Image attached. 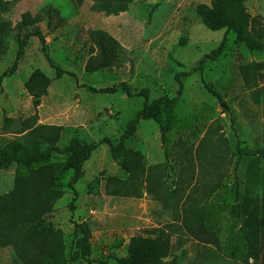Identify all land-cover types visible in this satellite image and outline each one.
<instances>
[{"label": "rangeland", "instance_id": "obj_1", "mask_svg": "<svg viewBox=\"0 0 264 264\" xmlns=\"http://www.w3.org/2000/svg\"><path fill=\"white\" fill-rule=\"evenodd\" d=\"M6 1V7H0V75L15 59L17 40L38 30L53 62L75 76L55 78L38 40L28 39L20 66L1 83L0 160L24 157L21 129L34 120L35 125L61 128L60 147L72 138L98 142L106 137L115 143L141 108L143 97L128 98L122 91L96 94L86 86L125 81L134 91L148 89L149 99H154L162 94L174 97L178 81L182 85L165 145L151 120L139 121L134 136L125 140L127 148L144 157L145 177L139 183L130 187L127 173L112 160L109 147L100 143L75 184V210L68 208L72 194L66 189L46 216L62 231L67 257L74 250V224L90 232L89 260L67 264H116L115 259L126 255L132 236H147L157 227H167L170 234L166 262L239 264L213 256L215 247L196 240L181 223L186 197L195 198L201 207L212 205V218L223 220L220 205L232 202L235 190H243L246 173L259 180L264 177V81L247 87L239 72L242 64L264 62V52L235 43L234 34L228 32L222 54L192 70L224 35V30L206 28L196 13L198 4L210 0H133L116 15L92 11L91 0L80 6L71 0ZM244 6L264 30V0H245ZM23 14L37 20L18 28ZM93 30L105 33L119 47L108 67L86 72V63L97 53L89 37ZM35 69L51 79L38 104L24 87ZM14 176L15 162L0 167V195L12 189ZM254 191L259 198L264 195V178ZM0 264L22 263L5 246L0 247Z\"/></svg>", "mask_w": 264, "mask_h": 264}, {"label": "trees", "instance_id": "obj_2", "mask_svg": "<svg viewBox=\"0 0 264 264\" xmlns=\"http://www.w3.org/2000/svg\"><path fill=\"white\" fill-rule=\"evenodd\" d=\"M84 1L71 0L75 6H80ZM91 1L92 11L116 15L125 11L133 0ZM244 3L245 0H210L209 4L201 3L196 6V13L202 24L213 31L224 30V35L219 45L204 54L192 70L215 61L222 54L228 32L234 34L235 43H243L251 51L264 52V30L247 12ZM7 4L6 0H0L1 8H5ZM36 20V16L31 19L28 14H23L18 28L26 27ZM30 37L38 40L42 55L54 70L55 78L63 75L75 76L53 62L42 33L31 30L17 40L15 59L0 75V88L2 80L20 66ZM89 37L96 45L97 53L86 63V72L108 67L114 56L113 51L119 46L101 31H90ZM239 72L245 86H257L259 82L264 81V62L242 64L239 66ZM50 84L51 79L42 70L35 69L24 87L32 101L38 104L40 99L47 95ZM204 86L209 93L215 95L209 85ZM86 88L96 94H114L122 91L128 98L141 96L142 106L126 123L124 131L115 143L106 137L98 142H83L72 138L60 147L57 145L61 132L59 126L35 125V118L32 117L30 120L34 121L22 127L21 130L25 131L24 157L12 161L0 160V167H7L11 162H15L13 187L8 193L0 195V247L10 246L22 264H67L79 259L89 260L92 253L89 230L80 224H74V250L67 257L62 231L54 228L46 220V216L66 189L72 194L68 208L70 211L75 210L78 198L75 184L83 176L84 163L100 143L109 147L112 160L127 173L130 187L133 188L132 185L139 183L145 177L144 157L127 148L125 140L134 136L139 121L151 120L158 128L161 143L165 145L167 134L172 128L174 108L182 85L178 81L176 96L162 94L154 99H149L148 89L134 91L125 81L104 87ZM221 151L225 153L223 148ZM55 157L62 158V161H53ZM261 180L258 176L252 177L246 173L243 190H235L232 193L234 200L220 205L219 212L223 220L212 218V205L201 207L197 205L199 201L195 198L189 196L186 200V197L182 226L196 240L212 244L215 247L211 252L213 256L228 257L239 264H264V195L259 198L258 193L254 191ZM214 210L215 207L213 214ZM147 233V236H132L126 255L115 259L116 264H173L172 261H165L171 253L167 227L152 228Z\"/></svg>", "mask_w": 264, "mask_h": 264}]
</instances>
